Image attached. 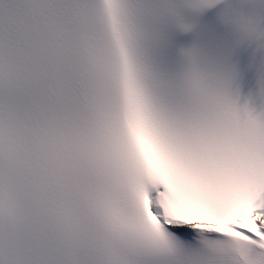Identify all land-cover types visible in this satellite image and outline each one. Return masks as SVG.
Segmentation results:
<instances>
[{"label":"snow or ice","instance_id":"6c2138e0","mask_svg":"<svg viewBox=\"0 0 264 264\" xmlns=\"http://www.w3.org/2000/svg\"><path fill=\"white\" fill-rule=\"evenodd\" d=\"M0 264H264V0H0Z\"/></svg>","mask_w":264,"mask_h":264}]
</instances>
